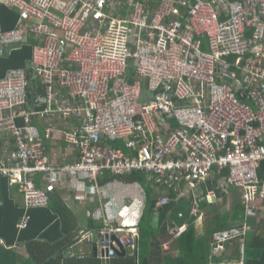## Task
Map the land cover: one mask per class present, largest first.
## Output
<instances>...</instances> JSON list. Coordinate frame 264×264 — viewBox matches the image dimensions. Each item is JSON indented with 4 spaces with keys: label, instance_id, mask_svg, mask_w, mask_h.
<instances>
[{
    "label": "built area",
    "instance_id": "obj_1",
    "mask_svg": "<svg viewBox=\"0 0 264 264\" xmlns=\"http://www.w3.org/2000/svg\"><path fill=\"white\" fill-rule=\"evenodd\" d=\"M1 6L18 19L0 29V56L33 41L30 76L10 68L0 77V181L6 177L21 195L18 230L55 190H66V201L100 195L106 171H141L154 189L192 192V217L202 216L201 200L212 203L234 189L246 213H255L256 200L264 201V0H0ZM81 178L87 188L79 192ZM208 179L206 194L195 195ZM170 199L159 197L156 208ZM248 230L247 222L213 230L210 257L243 241ZM138 238L137 224L104 217L94 233L80 231L62 256L84 259L89 243L108 264L122 249L136 250Z\"/></svg>",
    "mask_w": 264,
    "mask_h": 264
},
{
    "label": "crops",
    "instance_id": "obj_2",
    "mask_svg": "<svg viewBox=\"0 0 264 264\" xmlns=\"http://www.w3.org/2000/svg\"><path fill=\"white\" fill-rule=\"evenodd\" d=\"M15 25L12 15L8 17L4 16L3 22L0 21V29L2 30H9ZM203 46L205 50L207 44L204 43ZM7 56H0V58ZM35 123L39 126L40 130L43 129L42 123L39 120H35ZM3 147L4 142L1 141L0 158ZM105 173L109 172H104L98 180L101 190L100 195H92L86 202H77L73 199L66 201L64 198L66 190H55L59 191L60 198L64 201L73 216L66 223L69 232L65 233L60 238L61 240L73 241L75 236L82 230H91L94 233V229L98 228V225L103 224L104 217L113 219L116 225L123 222L137 224L140 230V223L148 206L145 186H148V183L149 185L151 184L147 175L144 173L147 182L142 184L135 180H129L126 177L128 174L114 176L113 179L104 180L103 176ZM40 179L41 176L37 175V183ZM79 180L76 182L75 187L77 191L81 192L87 186L83 178ZM208 180L195 188V195L199 197L204 196L210 188L209 186H211L210 179ZM152 190L150 198L156 201H158L159 197L168 195L170 191L162 187L157 189L152 188ZM179 198H186L192 201L194 195L192 192H188L186 195H179L177 193L176 197L169 201H174L172 209L176 206ZM13 199L22 207L21 195L16 190H13ZM226 204L230 207L227 210ZM255 205L257 206L255 213L251 215L247 214L240 201V193L236 189L232 190L228 196L220 195L216 199H212V203L208 204V210L202 211V216H191L188 219L193 218L195 247L202 248L190 252L181 251L179 248L178 237L174 235L175 230L179 228L169 218L172 209L168 212V216H166V220L170 226L169 234H166L162 227V225L165 227L166 224H163L164 222H162L160 217V209L162 206L158 208L155 206V209L152 210L149 216L150 227L155 233L149 236V242L141 247L138 238L136 250L124 249L123 252L120 251L108 264H171L172 260L175 261V259H183L184 264H264V250L261 249V244L264 242V201L256 200ZM215 213L218 218L220 217V220L217 217L214 220ZM244 222H247L249 225V230L246 232L243 241L233 240L227 244L225 250L220 255L210 257L211 230L213 231L235 224H243ZM214 227L215 229H213ZM95 238L96 236L94 234L92 239ZM6 247V250L0 249V264H35L25 241H16L13 245ZM84 247L87 251H91L87 257L79 260H65L62 256L60 264H107L96 257V253L91 244L85 243Z\"/></svg>",
    "mask_w": 264,
    "mask_h": 264
},
{
    "label": "trees",
    "instance_id": "obj_3",
    "mask_svg": "<svg viewBox=\"0 0 264 264\" xmlns=\"http://www.w3.org/2000/svg\"><path fill=\"white\" fill-rule=\"evenodd\" d=\"M10 15H12L15 25V23H17L18 13L13 10L10 11V9L4 6L0 7V21L3 22L4 16L8 17ZM32 44L33 41L30 40L25 45L14 50L7 57L0 58V77L10 68H26L29 73L28 76H30L33 69L31 65ZM29 97L31 98L32 94H30ZM109 173H105L103 176L104 180L113 179L114 175ZM226 173L227 170L223 169L221 174L214 177V179L216 180ZM259 175L260 177H264V162L261 163L259 168ZM126 177L129 180H135L142 184L147 182L145 174L141 171H133ZM212 182L213 180L210 179L211 186ZM145 188L147 190L148 206L140 223L139 244L141 247L147 244V242H149V236L155 233L150 227L149 216L152 210L155 209L157 201L150 198L153 187L148 183V186H145ZM13 190H16V188L10 187L8 179L2 177L0 181V196L3 199V205L0 207V249L6 250V246H11L16 241H25L35 264H60V259L65 248L72 242L63 241L60 238L64 236L65 233L69 232L66 223L69 222L70 218L73 216L64 201L60 198L59 191L50 193L49 203L46 207L30 209L28 212L31 219L28 226L23 230H18L16 224L23 215L24 209L14 201ZM176 194L177 193L172 190L168 192L171 199H174ZM205 204L208 205L209 203L204 199L201 206ZM173 205L174 201L169 202L160 209L161 220L164 222L163 224H166L165 227L162 225L166 234H169L168 231L170 228L166 216H168V212L172 209ZM216 217L217 214L214 216V220ZM218 219L220 220V217ZM100 226L101 225H98L97 227ZM213 229H215V227ZM174 235L178 237V245L181 251L190 252L202 249L201 247H195L196 241L194 240L195 230L193 218L188 220L185 226L176 229ZM261 249L264 250V242L261 244ZM175 262L184 264L183 259L172 260L171 264H176Z\"/></svg>",
    "mask_w": 264,
    "mask_h": 264
},
{
    "label": "water",
    "instance_id": "obj_4",
    "mask_svg": "<svg viewBox=\"0 0 264 264\" xmlns=\"http://www.w3.org/2000/svg\"><path fill=\"white\" fill-rule=\"evenodd\" d=\"M226 80L229 81V79ZM190 211L191 201L186 198H179L177 200L176 206L172 209L169 218L176 227L181 228L182 226H184L185 222L191 217ZM121 251L123 252L124 249H122Z\"/></svg>",
    "mask_w": 264,
    "mask_h": 264
},
{
    "label": "rangeland",
    "instance_id": "obj_5",
    "mask_svg": "<svg viewBox=\"0 0 264 264\" xmlns=\"http://www.w3.org/2000/svg\"><path fill=\"white\" fill-rule=\"evenodd\" d=\"M202 43H203V45H204V43L207 44L206 38H202ZM206 47H207V46H206ZM202 48H203V50H204V46H202ZM207 48H208V47H207ZM207 48H205V50H207ZM201 204H202V203H201ZM201 204H200V208H201V209H200V212L203 214L202 211H205V210L207 211V210H208V205L205 204L204 206H201ZM226 207H227L226 210L230 208V207L227 206V204H226ZM236 240H237V239H236Z\"/></svg>",
    "mask_w": 264,
    "mask_h": 264
}]
</instances>
